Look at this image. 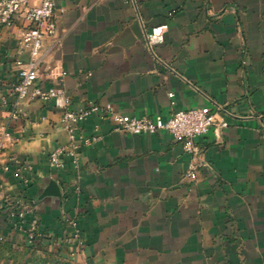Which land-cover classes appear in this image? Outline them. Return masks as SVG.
<instances>
[{
  "label": "crops",
  "instance_id": "crops-1",
  "mask_svg": "<svg viewBox=\"0 0 264 264\" xmlns=\"http://www.w3.org/2000/svg\"><path fill=\"white\" fill-rule=\"evenodd\" d=\"M56 10L60 44L46 40L50 74L38 85L64 88L73 110L168 118L221 107L229 127L196 140L197 182L185 179L190 156L168 132H113L98 117L84 132L102 139L79 151V168L66 158L54 171L49 155L68 142L62 113L27 103L0 156L10 166L0 167V237L32 252V264H264V0H56ZM25 27L17 16L0 35V124ZM148 33L162 39L152 50ZM11 159L31 164L28 187ZM51 178L63 198L39 204L41 234L29 245L6 200L35 201Z\"/></svg>",
  "mask_w": 264,
  "mask_h": 264
},
{
  "label": "built area",
  "instance_id": "built-area-1",
  "mask_svg": "<svg viewBox=\"0 0 264 264\" xmlns=\"http://www.w3.org/2000/svg\"><path fill=\"white\" fill-rule=\"evenodd\" d=\"M17 16L23 18L26 27L18 36V68L17 80L14 82L11 96V113L9 120L0 124V156L6 153L14 144V137L10 128L14 122L26 116L25 106L34 101H51L54 108L62 113L61 124L64 128L68 142L58 146L49 155L51 170L59 171L65 167L64 160L69 158L78 169L79 151L85 146H92L99 142L100 136H86L84 125L88 119L98 117L109 120L113 124L112 131L131 135H155L159 132H168L176 141L183 145V149L190 156V163L185 173V179L190 182H197L198 172L201 166L202 150L197 144V139L207 135L212 130L222 133L229 127L226 120L228 112L219 107L215 113H207L202 109L175 110L168 118L161 115L153 117H131L114 112L110 106L89 104L86 108L76 111L71 107V99L66 90L62 87L43 88L38 85L50 74L46 64L45 42L53 39L55 44H60L57 29L56 0H0V35L5 30H12L15 27ZM146 41L150 50L162 42L160 36L148 33ZM26 57V60L22 58ZM91 76V74H89ZM62 81H60V84ZM7 102V98H3ZM218 116H222L219 119ZM18 174L24 186L31 183L29 174L32 166L28 161L18 162ZM0 167L8 172L10 166L3 162L0 157ZM8 216L20 222L18 227L25 235L27 244H34L40 236V214L39 204L36 200H26L23 197L7 199ZM70 226L75 231V238L79 239V230L75 219L70 220ZM4 241L3 237H0ZM72 253L71 258H75Z\"/></svg>",
  "mask_w": 264,
  "mask_h": 264
},
{
  "label": "rangeland",
  "instance_id": "rangeland-1",
  "mask_svg": "<svg viewBox=\"0 0 264 264\" xmlns=\"http://www.w3.org/2000/svg\"><path fill=\"white\" fill-rule=\"evenodd\" d=\"M0 264H32V252L20 253L12 244L0 240Z\"/></svg>",
  "mask_w": 264,
  "mask_h": 264
},
{
  "label": "water",
  "instance_id": "water-1",
  "mask_svg": "<svg viewBox=\"0 0 264 264\" xmlns=\"http://www.w3.org/2000/svg\"><path fill=\"white\" fill-rule=\"evenodd\" d=\"M47 198H54L59 201H62L63 198V193L60 188V185L52 178L49 180L48 185L43 191V193L36 200V204H40L43 200Z\"/></svg>",
  "mask_w": 264,
  "mask_h": 264
}]
</instances>
